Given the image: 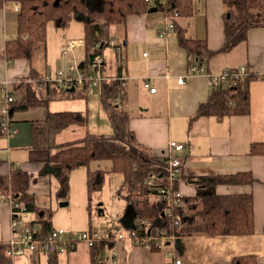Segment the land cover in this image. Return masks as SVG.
I'll use <instances>...</instances> for the list:
<instances>
[{"label":"crops","instance_id":"1","mask_svg":"<svg viewBox=\"0 0 264 264\" xmlns=\"http://www.w3.org/2000/svg\"><path fill=\"white\" fill-rule=\"evenodd\" d=\"M192 3L193 13L190 16L173 18L156 8L155 12L129 16L125 26L114 27L111 42L122 46L125 66L118 65L116 46L111 45L102 55L105 61L103 75L105 79L118 77L123 82L124 95L119 103L129 115V129L139 143L161 157L170 155L171 141L185 144L181 153L185 166L178 184V190L184 197L197 194L196 186L189 183L191 180L252 174L256 180L253 184H220L216 193L252 195L255 232L246 236L163 237L155 241L154 247L148 241L135 245L128 239L115 240L111 236L114 228L128 236L136 227L134 208L118 197L109 205L110 213L101 196L94 201L89 189V169L86 167H78L71 173L69 199L65 202L59 200L58 179L41 173L49 152L33 145V123L45 120L46 108L37 106L16 111L12 122L15 135L7 137L0 129V177L9 178L17 169L25 171L30 176L28 192L35 197L38 207L54 211L53 230L62 228L73 233H97L100 240L94 250L96 264H172L177 258L184 264H232L235 258L250 255L258 258V264H264V155L250 154L252 144L264 143V26L251 29L247 39L231 51L204 59L200 65L203 71L193 72L188 52L179 44L178 31L174 29L164 37L160 36L161 32L171 21L175 27L184 30L189 39L206 41L209 50L218 51L225 43L224 14L227 7L224 0H192ZM13 5L8 3L0 9V53L5 50L7 40L14 39L18 33V12ZM84 37L83 22L73 20L61 29L56 28L53 22L48 23L46 43L35 48L31 60L9 62L0 57V84L8 82L17 100H24L31 91H36L40 99H46L47 89L36 87L32 71L43 80L47 75L66 70L71 65L80 66L87 59ZM68 42L76 45L64 55ZM244 67L255 78L248 84L250 112L221 120L216 116L195 118L200 105L206 103L212 94L208 75L218 76L224 71ZM89 69L90 66L83 71L88 72ZM180 78L185 79L184 84L178 83ZM146 80L157 90L155 93L145 88ZM104 82L98 85L100 90ZM93 88H89V92ZM66 99L70 101L69 97ZM87 99L88 95L85 101ZM52 101L48 104L50 112L79 110L68 102L66 110L59 109L58 104L53 106L58 102ZM88 114L85 133L81 126H71L56 136V142L61 144L80 139L87 129L94 134L112 133L101 103L95 113L90 107ZM98 127L102 131H93ZM67 131L78 137L70 139ZM110 167L111 164L105 170H110ZM102 169L98 162L90 166V171ZM98 182L101 192L103 179L100 177ZM8 197L0 194V242H8L13 234L12 212L6 203ZM61 203L68 205L61 206ZM95 207L98 219H95ZM105 216H108V223L100 226ZM21 219L24 224H31L36 216L25 213ZM12 262L92 264V250L86 242H81L66 254L52 256L38 250Z\"/></svg>","mask_w":264,"mask_h":264},{"label":"trees","instance_id":"2","mask_svg":"<svg viewBox=\"0 0 264 264\" xmlns=\"http://www.w3.org/2000/svg\"><path fill=\"white\" fill-rule=\"evenodd\" d=\"M16 2L21 6L18 33L14 39L7 40L0 57L9 62L31 60L35 48L46 43L48 23L53 22L56 28L61 29L76 20L85 26L87 59L80 63V68L84 70H88L96 55H103L111 46L113 28L125 26L129 16L142 15L153 8L173 18L193 13L192 0H153L151 3L147 0H0V9ZM224 2L227 7L224 14L225 43L220 50L211 51L206 41L189 39L180 27L174 28L178 31L180 46L188 52L190 69L202 65L204 59L231 51L247 39L251 29L264 26V0ZM31 77L36 81L37 88L42 86L47 89V97L40 99L36 91H31L24 100L15 99L13 114L37 106L46 108L45 120L33 123V145L49 152L41 173L58 179L59 200L65 202L69 199L71 173L78 167H86L89 169L90 191L100 184L98 179L106 172L117 173L122 177L117 196L136 211L135 231L141 244L148 241L154 247L155 238L172 236L227 237L254 234L252 195L216 193V187L220 184H253L256 180L251 173L191 180L189 183L196 186L197 194L194 197L183 196L179 205L175 206L160 194V186H169L168 158L154 155L138 142L134 132L129 129V115L116 101L124 95L122 81H106L100 90L101 107L111 124L112 133L94 134L87 129L82 138L60 144L56 142V136L73 125L86 127L88 116L79 111L50 112L48 104L61 93L72 95L78 90L86 99L89 88L87 85L81 89L76 86L73 93H68L54 82L38 79L33 71ZM254 79L251 74L236 86L212 88L210 99L200 105L195 118L216 116L221 120L233 115H247L250 112L248 84ZM250 154L264 155V143L252 144ZM102 161L110 162V170L90 171L92 164ZM29 184L30 176L25 171L14 170L9 178L0 177V194L12 197L21 205L20 209H16L18 218L25 213H34L36 220L30 226L40 231L41 235H47L53 230L54 211L38 207L35 197L28 192ZM178 184L175 183L172 190L177 191ZM96 245L90 248L92 264H96ZM257 260L256 256H243L235 258L232 264H258ZM0 264H13L7 242H0Z\"/></svg>","mask_w":264,"mask_h":264},{"label":"built area","instance_id":"3","mask_svg":"<svg viewBox=\"0 0 264 264\" xmlns=\"http://www.w3.org/2000/svg\"><path fill=\"white\" fill-rule=\"evenodd\" d=\"M150 3L153 0H147ZM13 8L16 12L20 11V3H14ZM175 25L173 22H169L165 29L161 32L160 36L164 37L168 32L174 30ZM76 44L74 42H68L63 51L64 55H67L69 51ZM111 45L116 46V59L120 66H125V59L122 56L121 50L122 46L116 45L114 41ZM98 46H96L97 48ZM94 52V49L92 50ZM105 70V61L102 55H96L90 64V69L88 72L83 71L78 65H71L66 70H58L53 74L47 75L43 80L46 82H54L59 87L70 88L74 87H84L89 88L96 87L104 81L107 80H117L118 77L105 79L103 71ZM193 72H202L203 69L199 65H195L191 69ZM251 73L246 67L239 68L236 70L224 71L218 76L208 75L210 86L214 88H227L230 86H236L239 82L244 81L248 78ZM179 84H184L185 79L180 78L178 80ZM145 88L149 89L150 92L155 93L157 90L151 87L148 80L144 83ZM15 97L13 91L11 90L8 82H3L0 84V129L5 136L11 137L15 135L16 131L12 128L13 122V109ZM117 102L120 101L119 98L116 99ZM185 149V144L171 141L169 143V153L168 166H167V184L169 186H160L159 192L161 195L165 196L168 201L171 202L172 206L179 205L180 199L183 197L182 193L177 190H172L175 183H179L182 175L183 168L185 166V159L181 156V153ZM9 204L12 212V237L7 242L9 244V255L14 261L15 259L26 255L27 253H33L38 250H42L49 255H60L66 254L71 251L78 243L86 242L91 248L96 244L100 238L97 233L94 232H69L65 229H55L52 230L47 235H41L40 231L32 228L30 224H24L21 218H18L16 214V209H20L21 205L16 203L12 197L6 202ZM136 228V227H135ZM135 228L130 232L128 236L119 232L118 229L114 228L111 231V235L118 241L130 240L133 244H141L140 239L137 237ZM163 238V237H161ZM167 238V237H165ZM159 238H155L154 241ZM158 242V241H156ZM155 242V244H156ZM172 264H184L183 261L177 258Z\"/></svg>","mask_w":264,"mask_h":264},{"label":"rangeland","instance_id":"4","mask_svg":"<svg viewBox=\"0 0 264 264\" xmlns=\"http://www.w3.org/2000/svg\"><path fill=\"white\" fill-rule=\"evenodd\" d=\"M81 89V88H79ZM99 90H100V86L98 87H94L92 90H90L91 92H89L88 94V99L87 101H85V97L83 95V93L78 90L77 93H74L72 95H68L66 93H61V95L59 96V98H56L55 100H53L52 102H58L55 103L53 106L57 105L59 106V109H65L66 110V104L68 102L69 105H73L75 108H79V110L76 111H81L83 113H87L88 114V110L91 107L93 113L96 112L97 109H99L100 106V99L99 97ZM96 95V96H95ZM66 97L70 98V101H68L66 99ZM63 111V110H62ZM93 121H94V116H93ZM73 126H78V125H73ZM88 127L87 126H81V130H83V133L85 128ZM70 128V127H69ZM75 128H80L75 127ZM101 127H98L97 129H93V131H102ZM75 131L77 129H74ZM78 131V130H77ZM70 139H72V137H74L73 139H76L78 136L77 134L72 133V131H67ZM91 132V131H90ZM66 139V138H65ZM101 165V167L105 170L106 166H110V162L108 161H102L99 163ZM103 179V189L100 192V190L97 187H94V189L92 190V199L95 201L98 197L102 198L104 200L105 203H107L108 205V211L111 213V210L109 209V205L112 204V202L114 201L115 198H118L117 196V191L119 189V186L121 184L122 181V177L117 174V173H106L105 175L102 176ZM120 179V180H119ZM94 214H96L95 219H98L99 217L97 216V211H96V207L94 208ZM102 220V219H101ZM108 216L103 217V220L101 221L102 224H99L100 226H105L108 223ZM96 221V220H94ZM110 224V222H109Z\"/></svg>","mask_w":264,"mask_h":264},{"label":"water","instance_id":"5","mask_svg":"<svg viewBox=\"0 0 264 264\" xmlns=\"http://www.w3.org/2000/svg\"><path fill=\"white\" fill-rule=\"evenodd\" d=\"M155 11H157L156 8H153L150 10V12H155ZM75 90H76V88L73 86V87L67 89V92L73 93ZM64 205L67 206L68 203H61V206H64Z\"/></svg>","mask_w":264,"mask_h":264}]
</instances>
